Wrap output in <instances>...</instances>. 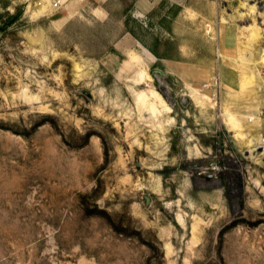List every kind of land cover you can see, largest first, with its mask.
Instances as JSON below:
<instances>
[{
	"label": "rangeland",
	"instance_id": "374dc122",
	"mask_svg": "<svg viewBox=\"0 0 264 264\" xmlns=\"http://www.w3.org/2000/svg\"><path fill=\"white\" fill-rule=\"evenodd\" d=\"M141 1L0 0V264H264V0Z\"/></svg>",
	"mask_w": 264,
	"mask_h": 264
},
{
	"label": "crops",
	"instance_id": "0c3cea01",
	"mask_svg": "<svg viewBox=\"0 0 264 264\" xmlns=\"http://www.w3.org/2000/svg\"><path fill=\"white\" fill-rule=\"evenodd\" d=\"M146 1L147 0L141 1V6H148V8H151V5L149 4L150 2L146 3ZM173 60L174 59H168V61H170V66L168 65L169 69L166 71L167 73L173 74L180 78L187 85V88L188 86L193 85V83H196L198 81V67H193L192 64L182 59H175L174 61Z\"/></svg>",
	"mask_w": 264,
	"mask_h": 264
},
{
	"label": "built area",
	"instance_id": "2783aa9c",
	"mask_svg": "<svg viewBox=\"0 0 264 264\" xmlns=\"http://www.w3.org/2000/svg\"><path fill=\"white\" fill-rule=\"evenodd\" d=\"M217 85H218V82L215 81V82H211V83L204 84V87L205 88L212 87L213 88V92H212L213 96H217V94H218Z\"/></svg>",
	"mask_w": 264,
	"mask_h": 264
},
{
	"label": "trees",
	"instance_id": "16d2710c",
	"mask_svg": "<svg viewBox=\"0 0 264 264\" xmlns=\"http://www.w3.org/2000/svg\"><path fill=\"white\" fill-rule=\"evenodd\" d=\"M6 6V4H3ZM18 12L16 14L11 15L10 17V22H13L14 20H16L18 18V14L21 12V7H19V9L17 10Z\"/></svg>",
	"mask_w": 264,
	"mask_h": 264
}]
</instances>
